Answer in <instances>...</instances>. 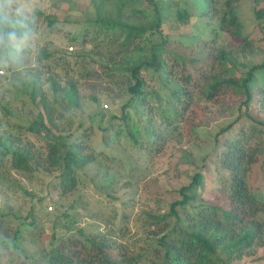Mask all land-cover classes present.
<instances>
[{
  "label": "rangeland",
  "instance_id": "1",
  "mask_svg": "<svg viewBox=\"0 0 264 264\" xmlns=\"http://www.w3.org/2000/svg\"><path fill=\"white\" fill-rule=\"evenodd\" d=\"M260 3L264 0H243L238 6L244 34L257 45L252 54H242L229 47L216 19L201 17V0H160L162 33H146L136 43L147 38L150 46L160 48L169 72H142L145 95L138 102L127 89L136 80L118 68L125 61L119 46L106 33L96 35L89 21L96 19L99 0H0L33 28L30 38L13 39L16 52L8 55L11 69L7 70L8 61L0 64V143L27 145L46 158L45 133L38 136L27 130L40 111L31 85L37 80V91L65 115L57 124L68 144H82L96 153L95 163L76 170V186L66 193L61 187L63 172L56 167L44 164L26 172L8 165L0 170V264H40L61 236L73 237L78 230L94 236L111 229L127 256L139 264L163 263V243L173 235L177 219L170 216L159 223L152 216L169 214L171 204L181 198L179 190L198 173L203 183L198 204L221 203L227 172L218 157L240 133L253 135L251 145L263 150V160L264 125L250 120L248 112L264 123V71L255 75L254 85L260 91L247 106L239 87L223 84L208 96V84L215 79H239L251 66L264 62V18L255 15ZM115 6L111 3L102 13L109 15ZM131 7L123 10L124 20L133 17L146 26L155 16L142 1L133 9L145 15H131ZM183 8L195 21L177 28L175 14ZM85 28L86 42L74 41ZM203 44L231 50L229 61L212 65L209 76L214 79L208 77L209 83L181 84L179 71L184 66L178 55H193ZM47 53L54 56L48 58ZM53 80L59 86L56 94ZM127 123L140 138L138 144L128 134ZM228 126L232 127L223 133ZM258 195L264 199V186ZM259 218L264 228V213ZM262 256L264 251L255 248L252 255L225 264H249Z\"/></svg>",
  "mask_w": 264,
  "mask_h": 264
},
{
  "label": "trees",
  "instance_id": "2",
  "mask_svg": "<svg viewBox=\"0 0 264 264\" xmlns=\"http://www.w3.org/2000/svg\"><path fill=\"white\" fill-rule=\"evenodd\" d=\"M138 1H142L144 6L151 8L155 13L152 21L146 26L136 21L139 19L134 20L131 17L127 21L123 18V10L128 6H132L133 9V5ZM159 1L99 0L96 6V19L89 20L94 26L96 35L106 33L122 51V59L125 61L118 64V68L123 69L136 80V84L129 85L127 89L138 102H142V97L145 95L142 72L150 71L155 75L169 72L167 63L160 55L162 52H158L160 48L150 46L151 42L147 38L143 44L136 43V40L142 39L146 33H162L163 18ZM201 1L203 5L201 17L217 20L218 31L229 38V44L227 43L229 47L242 54H252L257 45L244 34V25L237 10L243 0ZM111 3H115V10L113 8L111 14L104 15L102 12H105ZM34 11L37 15L41 14L38 9ZM145 13L131 10V15L140 16ZM255 15L258 19L264 18V8L256 11ZM194 19L195 17L183 8L177 10L173 23L177 28H185L191 26ZM47 20L50 25L53 24L49 17ZM32 29L28 19L13 13L8 6L0 5V36L3 37V43L0 44V64L8 61L7 70L11 69L9 66L13 63L8 55L16 52L9 34L15 33L17 39H27L30 38ZM88 33L85 28L80 36H75L73 40L80 39L86 42ZM230 51L224 47L213 49L203 44L198 46V50L195 48L193 55L188 57L178 55L184 66L179 71L178 79L181 81L179 82L183 85L192 82L199 84L201 81L205 80L207 83L208 80L214 79L209 76L212 65L214 63L225 65L229 61ZM46 55L48 58L54 56L51 53ZM106 69L112 70V67L106 66ZM261 71H264V62L251 66L246 75L239 79H215L213 83L208 82L210 89L208 96L212 97L223 84L239 87L246 95L247 106L257 95L259 88L254 85L255 75ZM0 73L3 75L2 70ZM37 84V80L31 81L32 87L35 88L33 100L40 111L36 121L27 130L38 136L45 133L43 141L47 151L46 158L42 157L41 151L35 152L27 145L19 143L17 147H6L5 144L0 143V170L8 165L15 170L26 172H33L44 164L49 169L56 167L63 172L61 187L66 193L76 186V170L95 163L96 153L91 149L85 150L82 144H68V136H63L58 131L57 124V121L65 118V115L56 110L55 104L45 93L37 91ZM71 86L75 89L74 84ZM52 89L55 94L58 92L59 86L56 80L52 81ZM55 101L57 102V98ZM248 116L256 124L264 125L261 121L255 120L249 112ZM124 120H128L126 116ZM126 126L134 144H138L140 138L134 128L129 123ZM231 127L228 126L222 132H227ZM252 140H255L253 135L244 131L220 151L221 156L218 157V161L221 169L227 172V179L223 178L227 186L226 190L221 189L224 193L221 203L198 204L201 199L198 192L203 185L202 175L198 173L190 184L179 190L181 198L171 204L169 214L152 216V219L159 223L170 216H175L177 219L173 235L169 238L167 236L168 239L163 243L166 252L162 264H225V261L252 255L255 248L264 251V228L259 222V216L264 213V199L258 195V190L264 186V156L261 161L260 154L263 150L258 146H252ZM250 183H255V187H251ZM179 209L183 212V216L179 214ZM68 230L70 231V227ZM76 232L73 237L58 238V245L52 248L48 257L43 258L39 263L139 264L138 259L127 256L126 247L114 238V234L117 233L114 230L111 229L108 234L101 233L94 236H88L82 230ZM249 264H264V256L253 259Z\"/></svg>",
  "mask_w": 264,
  "mask_h": 264
},
{
  "label": "clouds",
  "instance_id": "3",
  "mask_svg": "<svg viewBox=\"0 0 264 264\" xmlns=\"http://www.w3.org/2000/svg\"><path fill=\"white\" fill-rule=\"evenodd\" d=\"M9 36H10V38L14 39L15 38V33H10ZM2 43H3V37L0 36V44H2Z\"/></svg>",
  "mask_w": 264,
  "mask_h": 264
},
{
  "label": "crops",
  "instance_id": "4",
  "mask_svg": "<svg viewBox=\"0 0 264 264\" xmlns=\"http://www.w3.org/2000/svg\"><path fill=\"white\" fill-rule=\"evenodd\" d=\"M244 2H245V1H244ZM256 4H257V3L254 4V5H255V6H254L255 8H256V6H257ZM258 5L261 6V8H262V7L264 6V3H262V4L260 3V4H258ZM254 7H253V8H254ZM261 8H260V9H261ZM263 8H264V7H263Z\"/></svg>",
  "mask_w": 264,
  "mask_h": 264
},
{
  "label": "built area",
  "instance_id": "5",
  "mask_svg": "<svg viewBox=\"0 0 264 264\" xmlns=\"http://www.w3.org/2000/svg\"><path fill=\"white\" fill-rule=\"evenodd\" d=\"M70 51H73V47H70L69 48ZM52 210V208H50V211Z\"/></svg>",
  "mask_w": 264,
  "mask_h": 264
}]
</instances>
